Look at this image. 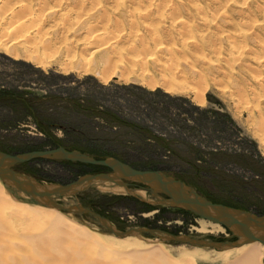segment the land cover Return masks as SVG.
<instances>
[{
  "label": "rangeland",
  "instance_id": "rangeland-1",
  "mask_svg": "<svg viewBox=\"0 0 264 264\" xmlns=\"http://www.w3.org/2000/svg\"><path fill=\"white\" fill-rule=\"evenodd\" d=\"M209 1L202 3L201 11L191 7L189 11H183V23L176 26L170 24L169 18L164 20V23L157 24L160 21H155L156 25H152V28L156 30V27H159L156 32L161 37L165 50L171 48L175 53L170 55L169 51H164L165 54L159 52L155 62L152 60V63L142 67L131 60L134 52L138 53L148 44L150 48L155 46L141 43L140 39L139 42L136 39L137 43L123 42L119 47L116 46V49L110 50L109 56L106 55L110 58L109 66L96 63L105 54H100V57L92 56L89 53L93 48L89 53L82 50V44L90 40L89 31L99 29L102 25L101 29L105 30L101 31L107 30L116 34H119L121 29H124L125 33L135 29L134 31L139 33L144 32L143 35L153 31L150 24L145 22V26L142 22L139 24L142 25L139 26L141 29L130 26L132 19L117 24L113 20H117L122 8L113 13L114 17L116 14L117 17L108 22L107 19L104 20L103 10L89 13L66 2L59 7L57 1L50 0H0L1 7H13V10L20 14L31 12L32 17L35 16L33 18L39 20L38 24H42L40 30H34L29 37L34 38L37 33L45 34V38L49 39L46 38L47 43L41 45L44 48L39 46V49L35 50L31 44H28L29 47H23V44L12 43L0 33V86L6 89L17 87L30 96L33 103L40 105L43 119L62 126L51 130L49 136H45L37 129L33 117L20 112L13 104L0 103V124L4 120L21 124L15 129H0V151L15 155L52 150L76 143L79 149L88 154L111 156L139 170L164 172L185 182L192 190L216 203L264 215V143L256 134V118L258 112L264 108V91L255 78L259 71H256V62L250 54L245 55L241 63L235 59V51H231L233 49L229 38L234 37L238 30L243 28L237 22L239 10L236 8L239 5L231 6L234 10L227 9L226 15L221 17L218 4L210 5ZM262 1L264 0H255L250 5L256 9L255 6L262 5ZM55 6L57 15L48 16L46 12ZM210 6L214 11L209 9ZM84 13H89L94 20L87 21L86 26L81 24L85 27L79 26L81 29L78 27L75 34L72 30L69 33L64 30L63 25L68 22L74 24L80 15L86 18ZM165 13L167 17L175 14L170 11ZM233 18L235 21L231 20ZM259 18L262 19L261 15ZM261 19L259 21H262ZM88 25H91L90 28ZM169 27L171 29L168 30ZM144 29L145 31H141ZM232 34L234 35L229 37ZM76 42L82 44L77 45ZM113 53L121 55L119 57ZM91 57L93 61L86 62ZM250 57L254 62L250 61ZM166 63L173 68L180 66V69L187 71L177 82L182 83L187 90L166 92L171 83L170 77L173 76L171 70L163 72L161 66ZM200 67L208 69L207 78L211 83L205 91L204 104L196 102L193 91H202V87L204 89L206 85L194 84L189 80V68L198 70ZM142 68L144 72L149 68L151 74L144 77ZM100 75L108 78L104 81L100 79ZM240 78L244 79L247 87L243 88L235 81ZM150 83L154 87H150ZM71 149L75 148L68 150ZM16 170L43 183L62 185L86 175L107 172L105 169L83 164L43 160L19 165ZM0 183L5 187L6 184L1 179ZM132 189L140 188L132 186ZM10 191L14 194L12 195L16 204L38 207L30 202L28 197H22L12 189ZM149 200L156 203L152 196H149ZM57 202L63 206L82 205L89 208L108 219L122 232L133 228H156L197 239H236L227 230L224 233L200 232L198 221L202 218L195 214L178 208L149 204L130 194H114L90 187L77 197L58 199ZM59 211L63 218L77 228L88 230L107 244L113 242L115 235L97 218ZM140 237L147 244L153 242L152 245L160 246L159 248L173 261L179 262L188 256L199 255L192 264H223L217 261L214 249L165 242L151 235Z\"/></svg>",
  "mask_w": 264,
  "mask_h": 264
},
{
  "label": "bare ground",
  "instance_id": "bare-ground-1",
  "mask_svg": "<svg viewBox=\"0 0 264 264\" xmlns=\"http://www.w3.org/2000/svg\"><path fill=\"white\" fill-rule=\"evenodd\" d=\"M50 1H57L58 2L57 6L59 5L61 6L63 2H66V4H70L73 7H78L82 11H89V13L92 11L100 12L101 10H103V13L105 14L104 20L107 19L108 22H111L112 19H115L117 17V14H116V17H114L115 14L113 15V13L118 12L122 8L119 11L120 12V14L118 15L119 17L116 18L117 20H113V21H116L117 24H120V23L126 22L125 20L127 19H132L130 21L131 24L130 22H128V24H130V26L131 25L134 27L136 26L138 27V29H141L139 26L144 25L143 22L149 23L152 28L153 27L152 25H154L157 21H160V22H157V24H159L163 22L164 20H166L167 18L170 19L169 20L170 24L172 25L175 24L174 26H176V24L183 23V21L181 20L182 18L181 16L183 15H181V13L183 11H189V7H191L192 9L194 8L196 10H200L203 5L202 3L205 2L206 0H185L186 3L180 2V0H50ZM210 1H209L210 5L211 3L218 4V9H219V14H220L219 16L221 17L226 15L225 14L226 10L229 9L231 6H234L237 4L239 5L238 7L239 9L236 8L237 10H239L237 12L239 21L237 22L243 28L242 29L239 28L240 30H238L239 32L237 31L238 32L237 34L229 35V37L234 35V37L229 38L232 44V49H233L231 51L232 52L235 51L236 55L234 57L236 60L241 61V63L245 55L250 54L253 57L254 61L256 62V71H259L258 76H256L255 78L258 82H260L259 84L262 87V91H264L263 90L264 88V26H263L264 25V1H262L263 2L262 5L258 4V6H255L257 7L256 9H253L254 6L250 5V3L255 0H239V1L237 0H210ZM1 6H0V30H1L0 33H2V36L6 38V40L10 39L12 43L23 44V47L24 45H26L27 47L28 44H31V46L35 50H38L39 46L43 44L45 45V43H47V40H46L47 37L45 38V34L41 35V34L36 33L34 38L29 37V35L34 30L38 32V30H40V25H42V24H38L39 20L37 18H33L35 16L32 17L31 12L20 14V12L17 13L16 11L13 10V7L11 8L9 5H8L9 7H5V6L1 7ZM57 6L50 7L49 11L46 12V14L48 13V16L50 15L52 16L53 14L57 15L58 12L57 10H55ZM206 9L208 10V8ZM209 9H213V8L211 7ZM231 10L233 11L234 9H231ZM167 11L175 12V14L172 15L171 17L169 16L167 17L165 16L166 15L165 12ZM89 13L87 14L84 13L87 16V17L85 16L86 18L80 15L79 17L81 19L80 22L78 18L74 24L71 22L70 24L68 22V24L66 23L65 25H63L64 30L65 29L68 30V33L72 30L75 34V31L79 26H83L85 23H87V21H90L93 19V17H91ZM212 13L213 12H211V14ZM171 14L172 13H170V15ZM259 15H261L262 19L261 18L258 19ZM88 17H91V18H88ZM260 19L262 21H259ZM231 20L235 21L234 18ZM140 23L142 25H139ZM162 24L161 26H163ZM203 24L206 25L205 23ZM89 26L91 25H88V27ZM95 26L99 27L98 25H95ZM261 26H263V28H261ZM102 27L103 25L101 26V28ZM101 28H99L100 30L94 29L92 31H89L88 35L90 36L89 37L90 40L89 39L88 41L86 40V43L84 42V44L81 43L84 46V47L82 46L83 47L82 50H84L83 52L89 53V51L93 48V51L89 53L90 55L92 56L99 55L100 57V54L101 56L105 54V56L101 57L98 61L95 60L97 61L96 63H102V64L104 63V65L109 66L110 58L108 57L109 56L108 52L112 49H116L115 47L116 46L119 47V44L121 45V43L123 42H135L136 39L138 40L137 42H139V39H140L141 43H150L155 46V48L153 46H151L153 48H150L148 47L149 46L148 44V46L145 45L147 47L145 48L143 47V49H141L138 53L134 52L133 58L131 60L134 61L133 63L134 64L136 63V65L145 67L146 64L152 63V60L153 62H155L154 59H156L155 57H158L159 52H163L165 54L166 51H169L171 53L169 52L167 53H169L170 55L175 53L173 50H170L171 48L168 50L167 49L165 50L166 47L161 41V37H159V35H157V32H156V30L159 27H156V30L152 28L153 31L151 33H149L148 29H146L149 35L147 33H146L147 35H143L144 32H141V31H145V29L141 30L140 31L141 33H139V31H134L135 30L134 29L130 33L126 32L127 34L125 33L124 29H121L119 30L120 33L116 34L113 32H107V30L105 32L101 31L103 29L105 30V28L103 29ZM79 29L81 28L79 27ZM169 29L171 28L169 27L168 30ZM169 33L171 32L169 31ZM201 39H200V42H201ZM82 41L83 39H81V42ZM230 41H229V44H230ZM76 44L78 45L80 43L76 42ZM49 46L51 47V45ZM41 48H44V47L41 46ZM34 49L33 51L35 53ZM217 49L219 50L218 47ZM231 54L233 55V53ZM120 55L115 54V56H119V57ZM252 57H250L251 58L250 61L253 60ZM92 61H93V57H91L89 61L86 60V62H92ZM252 66L255 67V65H252ZM161 67L164 70V71L162 70L164 73L166 70H169V71L171 70V73L173 75L172 77H170L171 78L170 84L167 81H165L169 84L166 88V92L172 93L176 91L180 92L181 90L182 91L187 90V88H185L182 83H177L178 79H180L182 76L184 77L187 71L180 69V66L177 68L175 67L173 68L172 65L167 64V63L166 65H162ZM193 69L189 68V80H191L190 82L194 84L199 83L201 86L203 84L206 85L204 89L202 87V91H199L198 89L195 90L193 88L194 89L193 92L195 93L196 102L198 104H204L205 103V91L208 89V86L211 84L207 78L208 73L206 71L208 69L207 70L202 69L201 67L198 70L195 69L196 71ZM141 71L144 72L143 68ZM149 72L150 70L149 68H147V70L144 72V77H147L148 75H150L151 73ZM261 76H263V78H261ZM99 77L100 79L104 81H106V79L108 78L102 75H100ZM184 79H186V77ZM141 80L142 79H140V81ZM243 80L240 78L238 80L236 79L235 81L241 84L244 88V87H247V83H245V81ZM213 81L215 82V79ZM235 81H234V84H235ZM148 85L150 87H154V85H152L151 83ZM242 86H240V89ZM188 90L190 91L191 89L189 88ZM263 109L264 108H262L261 111L258 112L259 114L258 118H256L257 115H255V118H256V122L258 123V131L256 134L261 140V142L264 143V110ZM75 164H79V163H75ZM93 187L97 188L98 190H101L104 192H111L114 194H130L132 196L139 197L142 201L148 202L149 204H154V205L156 204L154 201L149 200V196H150L149 192H147L140 186H138L140 188L139 190L138 189L131 190V188L127 189L125 187H121L116 184H113L112 182L107 181V180H100V181H97L93 185ZM11 189L14 190V193L15 192L20 193L22 197L23 196L28 197L29 201L34 204H37L38 207H29L28 205L24 206V205L16 204L14 201L15 198H13L14 194L10 191ZM60 214L61 213L59 209L40 204L39 202L35 201L31 197L30 193L17 188L15 185L7 183L4 187L0 183V264H192L194 259L199 257V255L188 256L187 258L179 262L173 261L171 258H169L166 255V253L161 248H159L160 246L158 247L157 245L156 246L152 245L153 242L147 244L146 242L142 241L140 235L129 236L126 238H117L116 236H114L113 242H111L110 244H107L103 242L99 237L89 233L88 230L77 228L76 225L67 221ZM198 224H199L198 230L200 232L224 233L226 230L221 225L215 224L205 219H200L198 221ZM205 249H210V248H205ZM212 249H214V251L217 254V261H221L223 264H264L263 263L264 246L259 242L246 244L242 247L231 246V247H226V248L222 247L219 249H216V248H212Z\"/></svg>",
  "mask_w": 264,
  "mask_h": 264
},
{
  "label": "water",
  "instance_id": "water-1",
  "mask_svg": "<svg viewBox=\"0 0 264 264\" xmlns=\"http://www.w3.org/2000/svg\"><path fill=\"white\" fill-rule=\"evenodd\" d=\"M38 160L79 163L102 168L107 172L86 175L69 184L62 185L43 183L16 170L19 165ZM0 179L5 184L15 185L17 188L30 193L31 197L42 205L97 218L117 238L151 235L165 242L210 249L231 246L242 247L255 242H259L264 246V215H257L224 204L214 203L197 191L192 190L185 182L164 172L139 170L116 158L97 159L82 151L68 150L65 147L15 155L0 151ZM100 180H107L127 189L132 186H140L155 198L156 204L182 209L202 219L219 224L233 234L236 239L233 241L197 239L156 228H133L122 232L117 230L108 219L89 208L82 205L69 207L57 203L58 199L77 197L81 192L93 187Z\"/></svg>",
  "mask_w": 264,
  "mask_h": 264
},
{
  "label": "trees",
  "instance_id": "trees-1",
  "mask_svg": "<svg viewBox=\"0 0 264 264\" xmlns=\"http://www.w3.org/2000/svg\"><path fill=\"white\" fill-rule=\"evenodd\" d=\"M29 97L30 96H27V94H25L24 92H21L17 87H12L10 89H6V87L0 86V103L13 104L19 108L20 112L27 113V115L33 117L35 120L37 129L41 133H43L45 136H49V133L51 130L58 128V127H62L59 124H56V122L50 121L48 119H43L41 117L42 112H41L40 105H38V104L36 105L35 102L33 103L32 98H29ZM20 125H21L20 122L15 123V122L4 120L0 124V129L10 130V129L18 128V127H20ZM63 147H65L67 149L73 147L75 149H71V150L82 151V149H79L80 147H78L76 143L75 144H68L67 147L66 146H63ZM87 151H89V150H87ZM82 152L88 154V152H86V151H82ZM101 154H104V153H101ZM89 155L94 156L97 159L112 158L111 156H105V155H100V156H96L94 154H89ZM89 167H93V166H89ZM208 199L211 200L210 198H208ZM212 202H214V201H212ZM214 203H216V202H214Z\"/></svg>",
  "mask_w": 264,
  "mask_h": 264
}]
</instances>
